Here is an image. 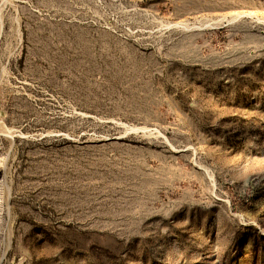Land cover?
Masks as SVG:
<instances>
[{"label":"rangeland","instance_id":"374dc122","mask_svg":"<svg viewBox=\"0 0 264 264\" xmlns=\"http://www.w3.org/2000/svg\"><path fill=\"white\" fill-rule=\"evenodd\" d=\"M0 264H264V0H0Z\"/></svg>","mask_w":264,"mask_h":264}]
</instances>
